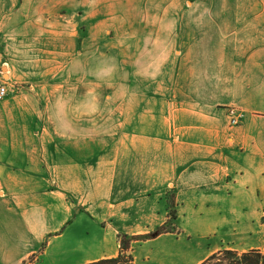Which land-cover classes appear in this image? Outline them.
Returning a JSON list of instances; mask_svg holds the SVG:
<instances>
[{
    "label": "crops",
    "instance_id": "0c3cea01",
    "mask_svg": "<svg viewBox=\"0 0 264 264\" xmlns=\"http://www.w3.org/2000/svg\"><path fill=\"white\" fill-rule=\"evenodd\" d=\"M261 1L230 13L180 9L189 18L170 46H143L141 80L101 89L70 75L82 67V49L96 46L81 34L80 9L67 0H0L8 89L0 100V203L6 193L32 198L19 202L30 208V224L0 207V264L113 257L118 235L147 234L169 219L172 230L131 242L133 264L264 251ZM152 55L156 71L148 69ZM228 107L243 113L238 124L229 125ZM219 229L232 231L229 241L207 242Z\"/></svg>",
    "mask_w": 264,
    "mask_h": 264
},
{
    "label": "rangeland",
    "instance_id": "374dc122",
    "mask_svg": "<svg viewBox=\"0 0 264 264\" xmlns=\"http://www.w3.org/2000/svg\"><path fill=\"white\" fill-rule=\"evenodd\" d=\"M66 4L71 8L80 9L81 17L84 18L83 23H79V27L84 29L81 34L94 40L93 43L96 45L94 48L82 49V67L74 71L71 69L70 75L72 77L80 74L81 80L90 78V81L97 84L95 85L97 88L103 89L117 85L124 86L132 78L135 79L134 82L141 80L143 69L138 62L143 55V46L152 45L155 41L162 43L168 41L169 43L162 44L160 50L164 51L169 47L170 42L174 40L172 35L175 27L180 20L185 23L189 18L178 17L180 9L208 8L230 13L235 9L256 8L257 0H67ZM89 12L92 15H88ZM76 18V15L71 16V23L76 22ZM223 18L231 19L232 16L214 17V19ZM88 29H91L89 33ZM150 58L148 69L156 71L158 65L154 61L157 57L152 55ZM72 65L77 67L76 60ZM2 200L4 203H0V207L6 211L7 217L8 213L12 214L16 211V217L20 218L22 224L31 223L30 208L28 210L22 207L23 205L19 207V202H23L24 206L32 202L28 192L22 196L6 193ZM262 222L264 223V216ZM217 231L215 235L217 239L206 237L207 242L212 244L220 242L218 236L223 238L222 242L229 241L228 237L232 235V231L227 230L225 233L222 229ZM31 262L33 258L29 257L19 264ZM34 264L45 263L37 261Z\"/></svg>",
    "mask_w": 264,
    "mask_h": 264
},
{
    "label": "trees",
    "instance_id": "16d2710c",
    "mask_svg": "<svg viewBox=\"0 0 264 264\" xmlns=\"http://www.w3.org/2000/svg\"><path fill=\"white\" fill-rule=\"evenodd\" d=\"M173 203L169 202V214L174 218ZM174 224L169 219L164 224L158 226L150 233L143 235H118L119 251L113 257H104L84 264H133V257L130 251L131 242L135 239H146L156 236L159 233L172 230ZM199 264H264V251L260 249H248L237 251L234 249L222 248L210 254Z\"/></svg>",
    "mask_w": 264,
    "mask_h": 264
},
{
    "label": "built area",
    "instance_id": "2783aa9c",
    "mask_svg": "<svg viewBox=\"0 0 264 264\" xmlns=\"http://www.w3.org/2000/svg\"><path fill=\"white\" fill-rule=\"evenodd\" d=\"M7 94H8V89L5 82L2 79V73L0 72V100L3 99ZM227 116H228L229 125H236L240 122L243 113L235 107H228Z\"/></svg>",
    "mask_w": 264,
    "mask_h": 264
}]
</instances>
